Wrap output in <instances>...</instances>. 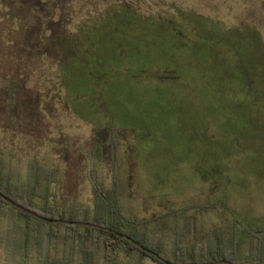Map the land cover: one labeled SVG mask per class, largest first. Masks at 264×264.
I'll return each mask as SVG.
<instances>
[{
	"label": "rangeland",
	"instance_id": "1",
	"mask_svg": "<svg viewBox=\"0 0 264 264\" xmlns=\"http://www.w3.org/2000/svg\"><path fill=\"white\" fill-rule=\"evenodd\" d=\"M68 2L75 22L92 13L64 71ZM112 138L121 206L152 235L145 247L179 261L176 239L191 253L220 235L247 258L264 233V0H0V174L26 188L31 164L56 171L52 203L83 212L94 181L110 186ZM8 217L0 264H13ZM48 230L31 237L29 264L68 259L72 240Z\"/></svg>",
	"mask_w": 264,
	"mask_h": 264
},
{
	"label": "trees",
	"instance_id": "2",
	"mask_svg": "<svg viewBox=\"0 0 264 264\" xmlns=\"http://www.w3.org/2000/svg\"><path fill=\"white\" fill-rule=\"evenodd\" d=\"M71 3L73 4V2ZM71 3H67L68 9L67 11L63 10L62 13L63 19L65 18V23L61 20L62 25L64 26V32L60 39V44H62L61 54L63 62H59V65L62 66L63 64L64 71L65 66L66 68L68 67V69L70 68V58L73 56L72 53H63L65 51V46L70 47L72 44L79 46V44H82L80 40L84 41V39H86V37H84L85 35L82 34V36H78V33L75 34L74 31L77 32L79 29L82 30L87 25L89 17L91 16L90 13H92L90 12L89 16L83 18L81 21L75 22V9L70 11ZM50 10V17L45 18V23L50 22L51 17L55 15L52 6ZM107 13V19L122 21V17H119L117 12L110 11ZM93 15L97 16L98 19L101 18L99 12L97 15L94 13ZM74 24L80 25H77L78 27L75 28V26H73ZM73 41L74 43H72ZM246 81L248 84L250 83L248 79ZM109 159L112 167L110 186L107 187L103 183L94 181L92 186V208L85 209L83 212L80 209L75 208H69V210L60 209L57 204L52 203L54 196L50 186L57 184V173L56 171L47 168H41L40 172L39 168L34 166L37 164L30 165V182L27 184L26 188L21 187L20 185L11 186V181L8 178H5V175L0 174V191L14 202L36 212L42 217L53 220L93 224L102 228H107L121 233L125 237L145 247L143 243L150 241L152 235L148 234L146 230L140 226L137 219L128 216L121 206L119 179L116 173V141L114 138L111 139L109 145ZM23 188L25 189V192L23 191ZM14 213L15 216L13 215ZM6 215L9 216L8 220L13 223L14 233L17 236L14 239L12 238L11 233L13 229L11 230L10 227L6 239V249L8 251V257L13 261V264H29L32 258L30 247V245H32L31 237L33 235L41 234V231L46 226H49L48 235H50V237H62L67 241L69 239L73 241V243L72 241L70 242L68 259L60 261V264H74V246H76L80 257L77 264H97L96 249H99L102 252L104 264H119L117 258L118 253L129 254L130 252H138L142 257H149L154 261L160 262L138 249L130 241L103 229L43 222L16 209L0 198V218L2 217L1 219H3ZM61 230H63L64 234L61 233ZM20 241L23 243V246L19 245ZM36 242L39 246L37 254L40 258L41 246L39 245V241ZM92 247L96 248L93 249ZM210 247L207 245L204 249L192 245V251L189 253L186 246L184 248L181 240L176 239L174 242V256L177 259L179 258V261H170L156 249L145 248L155 252L163 259L177 264H204L217 261H229L232 264H264V233H258L255 236L254 250L251 251L245 259L238 258V244L232 242L230 251H227L220 235L216 237L214 246Z\"/></svg>",
	"mask_w": 264,
	"mask_h": 264
},
{
	"label": "water",
	"instance_id": "3",
	"mask_svg": "<svg viewBox=\"0 0 264 264\" xmlns=\"http://www.w3.org/2000/svg\"><path fill=\"white\" fill-rule=\"evenodd\" d=\"M0 198H2L5 202H7L11 206L15 207L16 209H18V210H20V211H22V212H24L26 214H29V215H31V216H33V217H35L38 220L43 221V222L52 223V224H65V225L84 226V227H89V228L103 229V230H105L107 232H110L112 234H115V235H117V236H119L121 238H124V239L130 241L138 249H140L141 251L145 252L147 255L159 260L161 263L174 264L172 262H169V261L163 259L158 254H156L155 252H153V251H151L149 249H146L145 247L141 246L137 242L125 237L121 233L112 231V230L107 229V228H102V227H99V226H96V225H93V224L80 223V222H68V221H61V220H53V219H48V218L42 217V216L38 215L36 212L31 211L30 209H27V208L23 207L22 205L14 202L12 199H10L6 195H4L1 191H0ZM204 264H232V263L229 262V261H217V262H214V263H204Z\"/></svg>",
	"mask_w": 264,
	"mask_h": 264
}]
</instances>
